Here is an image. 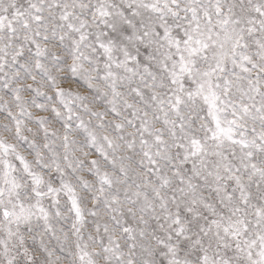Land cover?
<instances>
[{
	"label": "snow or ice",
	"instance_id": "snow-or-ice-1",
	"mask_svg": "<svg viewBox=\"0 0 264 264\" xmlns=\"http://www.w3.org/2000/svg\"><path fill=\"white\" fill-rule=\"evenodd\" d=\"M0 264H264V0H0Z\"/></svg>",
	"mask_w": 264,
	"mask_h": 264
}]
</instances>
